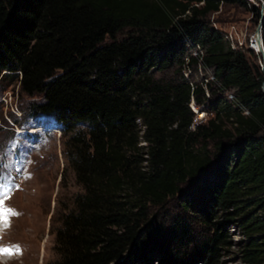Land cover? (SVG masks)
Returning a JSON list of instances; mask_svg holds the SVG:
<instances>
[{
    "label": "trees",
    "instance_id": "1",
    "mask_svg": "<svg viewBox=\"0 0 264 264\" xmlns=\"http://www.w3.org/2000/svg\"><path fill=\"white\" fill-rule=\"evenodd\" d=\"M250 1L0 0V79L61 123L77 187L48 264H219L230 225L243 264H264V75L208 18L229 3L256 25ZM191 94L210 112L193 129Z\"/></svg>",
    "mask_w": 264,
    "mask_h": 264
},
{
    "label": "rangeland",
    "instance_id": "2",
    "mask_svg": "<svg viewBox=\"0 0 264 264\" xmlns=\"http://www.w3.org/2000/svg\"><path fill=\"white\" fill-rule=\"evenodd\" d=\"M250 17L243 6L229 3L208 16L219 28L232 29L240 37L253 31ZM26 100L16 82L0 79V219L7 218L8 223L0 245L11 251L5 256L0 250V264H48L54 257L49 226L56 200L66 201L77 190L63 154L66 135L61 123L23 112ZM37 124L38 129L51 131L38 130ZM227 230L230 245L221 250L219 264H243L239 254L243 237L232 225Z\"/></svg>",
    "mask_w": 264,
    "mask_h": 264
},
{
    "label": "built area",
    "instance_id": "3",
    "mask_svg": "<svg viewBox=\"0 0 264 264\" xmlns=\"http://www.w3.org/2000/svg\"><path fill=\"white\" fill-rule=\"evenodd\" d=\"M213 25H214V27H216L220 30L223 38L229 42L231 48L242 49L244 47H247V48H250L251 50H253V52L256 54L257 64H258L259 68L263 71V75H264V48H263L262 43L257 42L253 31L251 33H249L246 37H240L237 34V32L232 30V29H230V30L223 29V28L221 29L218 26H216V24H213ZM196 54H199V59H200L202 51H201L200 46L198 44H196V46L191 50V53H190V55H196ZM188 57L189 56L184 57V64L185 65L187 64L186 62L188 60ZM196 66H197L196 70L200 73V77L203 79L202 87L204 90V95L208 96V89H207L205 82L212 80L213 75L211 73L201 74L202 70H201V66H200L199 61L196 63ZM182 72L185 75V77H187L188 74L190 73V70L188 68H185V69H183ZM261 90L264 93V77H263V80L261 82ZM223 98L225 101L231 102L233 100L232 91H230V90L225 91L223 93ZM188 106H189L190 110L192 111V117H191V120L188 124V128L193 129L196 124L204 121L209 116L210 112L205 109L204 103L197 104L194 101L192 94L189 97ZM242 112L246 113V110L244 109Z\"/></svg>",
    "mask_w": 264,
    "mask_h": 264
},
{
    "label": "water",
    "instance_id": "4",
    "mask_svg": "<svg viewBox=\"0 0 264 264\" xmlns=\"http://www.w3.org/2000/svg\"><path fill=\"white\" fill-rule=\"evenodd\" d=\"M262 16L258 19V22L256 23L253 32L254 36L258 43H262V37H261V30H262V22H263V16H264V10L263 6L261 7Z\"/></svg>",
    "mask_w": 264,
    "mask_h": 264
},
{
    "label": "bare ground",
    "instance_id": "5",
    "mask_svg": "<svg viewBox=\"0 0 264 264\" xmlns=\"http://www.w3.org/2000/svg\"><path fill=\"white\" fill-rule=\"evenodd\" d=\"M54 121V120H53ZM54 126H56V125H54ZM47 127H48V125L45 123V122H43V129H47ZM1 203V202H0ZM3 204V203H2ZM3 207V206H2ZM1 218V217H0ZM5 219H6V221H7V218H2V219H0V237L2 236V233H3V231L6 229V228H8V226H7V224H5ZM0 254H2V252L0 253ZM16 256V255H15ZM2 260V259H1ZM4 260V259H3Z\"/></svg>",
    "mask_w": 264,
    "mask_h": 264
},
{
    "label": "snow or ice",
    "instance_id": "6",
    "mask_svg": "<svg viewBox=\"0 0 264 264\" xmlns=\"http://www.w3.org/2000/svg\"><path fill=\"white\" fill-rule=\"evenodd\" d=\"M5 224H7V221H6V219H5ZM4 251H7L6 249H3Z\"/></svg>",
    "mask_w": 264,
    "mask_h": 264
}]
</instances>
